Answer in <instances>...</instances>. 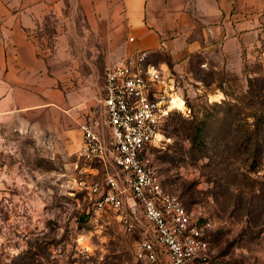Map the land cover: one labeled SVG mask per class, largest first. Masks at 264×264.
Here are the masks:
<instances>
[{"label":"rangeland","instance_id":"374dc122","mask_svg":"<svg viewBox=\"0 0 264 264\" xmlns=\"http://www.w3.org/2000/svg\"><path fill=\"white\" fill-rule=\"evenodd\" d=\"M65 19L49 17L39 32L73 91L71 122L58 116L57 130L26 134L0 155V264H148L135 248L140 231L127 233L112 212L96 214L87 187L102 181L105 167L81 156L75 138L89 117L103 115L108 68L98 36L86 34L82 15L66 0ZM67 25V26H66ZM69 31L68 49L57 44ZM242 64L221 60L202 66L192 56L175 66L162 51L154 65L177 80L187 109L167 117V141L152 147V163L164 189L199 221L210 220L209 250L192 264H264V38ZM217 67V68H215ZM191 128V132H187Z\"/></svg>","mask_w":264,"mask_h":264},{"label":"crops","instance_id":"0c3cea01","mask_svg":"<svg viewBox=\"0 0 264 264\" xmlns=\"http://www.w3.org/2000/svg\"><path fill=\"white\" fill-rule=\"evenodd\" d=\"M82 15L86 34L98 36L105 65L132 55L162 51L175 66L200 56L204 67L221 60L242 64L264 38V0H70ZM66 0H0V155L26 134L57 130L58 116L71 122L73 91L59 86L72 60L57 61L39 32L49 17L65 19ZM67 26V25H66ZM57 51L65 54L69 31L62 30ZM150 62V61H149ZM153 64V63H152ZM212 65V64H211ZM217 68V67H215ZM75 138L81 131L61 130Z\"/></svg>","mask_w":264,"mask_h":264},{"label":"built area","instance_id":"2783aa9c","mask_svg":"<svg viewBox=\"0 0 264 264\" xmlns=\"http://www.w3.org/2000/svg\"><path fill=\"white\" fill-rule=\"evenodd\" d=\"M177 95L171 72L146 54L132 55L106 72L103 115L80 125L81 156L106 169L102 181L87 187L92 209L115 213L127 233L139 230L135 256L148 264H192L207 254V235L214 229L164 189L152 163L150 150L167 141V117L179 110L172 108Z\"/></svg>","mask_w":264,"mask_h":264},{"label":"bare ground","instance_id":"6f19581e","mask_svg":"<svg viewBox=\"0 0 264 264\" xmlns=\"http://www.w3.org/2000/svg\"><path fill=\"white\" fill-rule=\"evenodd\" d=\"M172 108H178L179 110L186 109L185 103L179 95L174 97L172 102Z\"/></svg>","mask_w":264,"mask_h":264},{"label":"trees","instance_id":"16d2710c","mask_svg":"<svg viewBox=\"0 0 264 264\" xmlns=\"http://www.w3.org/2000/svg\"><path fill=\"white\" fill-rule=\"evenodd\" d=\"M188 133L191 132V128H187L186 130ZM264 154V142L260 138V157Z\"/></svg>","mask_w":264,"mask_h":264}]
</instances>
